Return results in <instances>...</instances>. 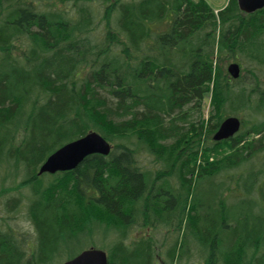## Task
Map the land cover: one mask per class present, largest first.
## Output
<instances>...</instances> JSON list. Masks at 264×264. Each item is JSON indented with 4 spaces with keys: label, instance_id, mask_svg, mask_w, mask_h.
<instances>
[{
    "label": "trees",
    "instance_id": "obj_1",
    "mask_svg": "<svg viewBox=\"0 0 264 264\" xmlns=\"http://www.w3.org/2000/svg\"><path fill=\"white\" fill-rule=\"evenodd\" d=\"M226 57L239 63L238 77L221 69ZM209 93L208 117L191 121ZM227 116L240 128L213 139ZM89 130L114 143L107 155L37 174ZM143 151L161 167L140 166ZM10 165L24 176L14 190L29 191L0 189L10 194L0 264H51L94 223L113 232L108 264H155L153 242L130 236L138 213L156 228L177 214V229L186 213L183 237L197 242L202 264H264V6L244 13L228 0L215 13L205 0H0L3 174ZM21 210L32 240L7 224ZM176 245L166 249L170 263Z\"/></svg>",
    "mask_w": 264,
    "mask_h": 264
},
{
    "label": "rangeland",
    "instance_id": "obj_2",
    "mask_svg": "<svg viewBox=\"0 0 264 264\" xmlns=\"http://www.w3.org/2000/svg\"><path fill=\"white\" fill-rule=\"evenodd\" d=\"M205 1L211 6L214 12H217L227 2V0H205ZM97 18L99 19V22L97 21L98 26L95 28V25H96V20H95L94 29H97L95 33L98 34L99 37H103V33H104L103 29H104L105 21L101 18L99 14H97ZM115 47L117 48V46ZM229 62H234V61L232 58L226 57V58H221V60L218 61V64L220 65L222 70L227 72V65L229 64ZM209 96H210V93L205 95V99L202 100V107H200L199 111L192 110L193 117L191 118V121L198 118L199 115H202V117L205 119L208 117ZM187 125L188 124H186L185 127H188ZM109 143L111 144V146L114 145V143L112 142H109ZM152 157L153 156H151L148 152L143 151L139 153L137 160L139 161L140 166L145 167V169H149V171L151 169L155 170L156 168H160L161 164L157 161H154ZM212 158H213V155L211 154L208 160H212ZM202 160H203L202 153L199 152L197 156V160H196L197 164H199ZM6 168L8 169H6V171L4 170V174H3L2 168H0V189L3 188L5 189V191H8V192L12 190L11 191L13 192L12 194L14 195L18 194V195L23 196V198H26L27 196L26 194H28V191H29L28 189L20 186L17 190H14L15 186H18L21 180L24 178L22 169L16 168L11 165L7 166ZM194 176L195 175H192L190 178L192 180H195ZM169 180H170V183H172L173 185L180 186L177 178L171 176V179L169 178ZM1 191L3 192V190H0V192ZM9 193H3L4 195L0 197V215H3L1 214L2 211H5L3 204L5 203L4 201L6 197L10 195ZM176 197L177 196H174V198ZM202 197L204 200L208 198L207 195H203ZM231 200L232 198H228L227 202L230 203ZM138 209H141V208L139 207ZM185 209L187 210V208ZM176 218H177V214L175 218L168 219L166 224L159 225V227L157 226L156 228V227L151 226L150 219L148 220V222L145 221L143 223V216L138 213L135 219L137 222L134 223L135 225L131 229L130 236L132 238H141V237L145 238L146 237L150 241L153 242L155 246L154 249L156 252L155 264H202L203 256L202 257L200 256L201 249L198 246L197 242H195L191 238L189 232L185 235V239L183 237V233L185 231V229L183 230V227L186 222V213L183 217V221L181 225L179 226V229L175 228L177 227ZM7 224H9L14 230H20L23 233L25 232V234L30 240L33 239L34 229L32 225L29 223V221L25 219L24 210L18 211L14 215L12 214V218L9 220ZM1 226L4 227V225H1ZM100 228L101 227H99V224L94 223L89 226L88 228L90 229L89 231L86 230L81 233H78L77 238L70 240L67 243V247L62 249V245H61L60 254L58 255V257L52 258L50 263L59 264L60 262L66 259H69L73 255L79 253L80 251L86 248H90V247L102 249L106 252L107 245L109 244L110 241L114 240V238H110L113 236V232L105 233L101 231ZM87 231H88V234H87ZM183 239H184V242H183ZM131 241L132 240H130V242ZM174 241H176V244H177L176 245L177 251H175V259L172 261V263H170L169 262L170 260L168 259L166 255V249L170 247L169 244H172ZM182 243H184V245Z\"/></svg>",
    "mask_w": 264,
    "mask_h": 264
},
{
    "label": "water",
    "instance_id": "obj_3",
    "mask_svg": "<svg viewBox=\"0 0 264 264\" xmlns=\"http://www.w3.org/2000/svg\"><path fill=\"white\" fill-rule=\"evenodd\" d=\"M238 8L250 13L264 6V0H236ZM229 74L236 78L239 75V65L231 62L227 66ZM240 126L236 116H228L218 126L213 139L220 140L232 136ZM111 149L110 143L98 132L90 130L83 136L68 141L50 153L40 164L37 174L54 173L75 168L86 155L99 153L107 155ZM60 264H108L107 254L102 249L86 248Z\"/></svg>",
    "mask_w": 264,
    "mask_h": 264
},
{
    "label": "bare ground",
    "instance_id": "obj_4",
    "mask_svg": "<svg viewBox=\"0 0 264 264\" xmlns=\"http://www.w3.org/2000/svg\"><path fill=\"white\" fill-rule=\"evenodd\" d=\"M89 155H90V154H89ZM86 156H87V155H86ZM86 156H85V157H86ZM85 157H84V158H85ZM84 158H83V159H84Z\"/></svg>",
    "mask_w": 264,
    "mask_h": 264
}]
</instances>
